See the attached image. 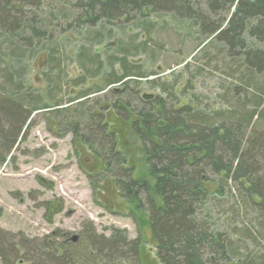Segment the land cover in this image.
Returning a JSON list of instances; mask_svg holds the SVG:
<instances>
[{
    "label": "trees",
    "instance_id": "16d2710c",
    "mask_svg": "<svg viewBox=\"0 0 264 264\" xmlns=\"http://www.w3.org/2000/svg\"><path fill=\"white\" fill-rule=\"evenodd\" d=\"M61 2L0 0V68H4L0 162L6 161L21 135L27 136L37 113L55 110L65 126L70 119L78 121L74 136L85 138L100 159L102 172L111 173L121 195L150 226L162 264H264V0H76L73 4L81 12L75 20L78 27L98 22L138 25L151 14L174 13L199 27L203 44L222 42L234 60L232 76L238 74V84L230 89L228 108L207 111L178 106L172 85L154 84L166 95L148 100L128 91V80L147 75L131 71L126 56L120 59L123 74L105 83H124L112 109L128 120L133 115L132 134L140 143L144 164L138 174L134 167H125L126 157L108 131L104 111L109 107L96 113L86 109L90 102L86 98L80 100L78 111L70 112L53 94L62 88V81L54 80L56 88L49 91L46 102L25 80L28 66L23 58L55 40L53 11ZM53 67L62 73L59 66ZM80 80L74 85L86 78ZM210 182L218 185L213 192ZM18 235L0 228L3 264H142L139 239H129L117 229L109 237L91 231L74 242L67 233L56 232L51 236L57 246L47 239L13 243Z\"/></svg>",
    "mask_w": 264,
    "mask_h": 264
},
{
    "label": "rangeland",
    "instance_id": "374dc122",
    "mask_svg": "<svg viewBox=\"0 0 264 264\" xmlns=\"http://www.w3.org/2000/svg\"><path fill=\"white\" fill-rule=\"evenodd\" d=\"M75 2L62 0L55 6V40L23 58L28 66L25 80L46 102L49 91L56 88L54 80L62 81V88L53 94L64 100L70 112L78 111L80 100L86 98L90 99L86 109L96 113L109 107L104 111L108 131L126 157L125 167L136 169L134 174L144 170V164L140 143L132 134L133 115L128 120L112 109L124 83H105L115 74H123L120 59L124 56L131 71L147 75L124 80L131 79L128 91L142 99L165 96L154 84H166L175 87L178 106L207 111L228 108L230 89L238 84V74L232 76L234 60L222 42L203 44L199 27L189 19H177L174 13L151 14L138 25L98 22L78 27L75 20L81 12L73 6ZM83 77L84 83L74 85ZM81 91L88 93L83 96ZM33 119L27 136L21 135L6 161L0 162V228L20 234L13 243L47 239L55 244L51 235L56 232L67 233L74 242L91 231L109 237L117 229L129 239H139L142 264H162L150 226L121 195L111 173L102 172V163L85 138L74 136L73 126L78 121L70 119L65 126L55 110L40 111ZM207 185L210 192L218 188L216 182Z\"/></svg>",
    "mask_w": 264,
    "mask_h": 264
}]
</instances>
